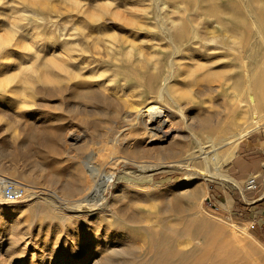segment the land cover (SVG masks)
Returning <instances> with one entry per match:
<instances>
[{"label": "rangeland", "instance_id": "374dc122", "mask_svg": "<svg viewBox=\"0 0 264 264\" xmlns=\"http://www.w3.org/2000/svg\"><path fill=\"white\" fill-rule=\"evenodd\" d=\"M175 4L179 10L167 11ZM159 11L153 0H0V174L36 192L2 204L3 220L25 228L26 242H18L27 243L23 256L12 264H36L38 253L64 264H101L107 255L111 264H264V244L225 208L224 195L236 185L224 180L229 160L221 159L218 178L173 167L196 144L193 134L202 142L209 130L226 136L235 93L221 84L236 75L238 61L231 71L219 70L226 58L211 61L209 49L204 55L185 41L195 48L178 53L183 59L169 76L171 46L161 38L157 15L175 20L186 36L195 33L196 43L211 35L201 28V0H166ZM217 32L208 45H218L220 54L229 40L263 45L254 28ZM64 42L71 58L66 73L54 66ZM151 76L170 77L185 113L173 123L187 137L173 140L177 152L163 159L148 149L167 141L146 144L134 128L125 127L122 144L114 140L125 124V103L120 107L114 96L128 94L139 106L157 101L147 86ZM58 85L70 88L61 94ZM206 114L217 129L201 126ZM256 129L264 130V116ZM230 139L215 140V147L228 155L236 144ZM85 160L129 175L110 183L97 209L71 212L88 175ZM145 161L157 168L140 171L136 163ZM181 251L191 254L179 259Z\"/></svg>", "mask_w": 264, "mask_h": 264}, {"label": "bare ground", "instance_id": "6f19581e", "mask_svg": "<svg viewBox=\"0 0 264 264\" xmlns=\"http://www.w3.org/2000/svg\"><path fill=\"white\" fill-rule=\"evenodd\" d=\"M166 0H153L156 6L157 14H160L159 9L164 6ZM168 3V2H166ZM174 3V2H173ZM195 8L198 6L194 5ZM188 7L185 6L184 9ZM179 10V4H175L173 7H168L167 11ZM168 13V12H166ZM201 28L203 33H209L211 37L218 35L217 30L220 31H233L234 28L249 29L254 28L258 35L262 38L263 45L248 46L236 44L233 40L227 42L228 46L222 54L218 45L210 47L208 44L215 42L211 37L204 42L196 43V34L193 33L190 36H186L184 31L177 25L175 20L165 22L159 15H157L158 31L160 32L162 40L166 41L170 46L171 50L168 56V67L170 68V75L174 69L173 65L183 57H178V53L185 48H189L192 51L195 46L184 44L183 42L194 43L197 47H201L202 54H207V49L212 56L211 61H215L219 58V55L226 58L227 63L225 67H221L223 71H231L233 69L232 60L238 61V70L236 75L232 78H225L223 88H230L234 92L235 96L231 99L230 110L226 115L227 127L226 136L218 137L213 135L212 130L205 133L206 141L202 142L194 134L192 135L195 145L191 146L190 149L185 153L183 160L173 164V167L187 170L191 168L194 171L200 172L203 175L211 177H220L218 167L221 159H229L232 154L222 153L220 149L215 147V140H222L225 138H231L232 144L245 133L247 128L254 125L253 129L257 128L260 123V119L264 116V0H201ZM17 28L22 29L21 26H25L21 20L18 19L15 24ZM182 27V26H181ZM201 31V32H202ZM217 32V33H216ZM62 37V34H60ZM65 50L58 53V62L55 63V68L64 73L67 72V67L70 64L68 54V48L66 42ZM10 47V43H7L5 49ZM3 49V50H5ZM9 51L7 50V53ZM11 54V53H10ZM193 55V54H192ZM4 57V56H3ZM2 57V58H3ZM7 59L11 58V55L6 54ZM3 63V64H2ZM202 63V60H201ZM4 65V62H1ZM1 66V65H0ZM2 67V66H1ZM218 70V71H219ZM1 71V69H0ZM74 72V70H73ZM78 73V72H77ZM100 75V73L98 74ZM165 76L161 80L156 76H151L147 82L149 90L155 92L157 101L149 102L146 105L139 106L137 101L132 99V96L126 94L125 97L120 98V95L114 96L113 100H117V103L121 107L125 103V109L122 112V120L125 122L123 129H121L114 140H118V144H122L121 140H126L128 130L134 128V136H138L146 144L152 142L167 141V145H158L150 147L148 149L154 152V156L160 159L170 156L177 152L178 142L173 140H182L187 136L180 132L178 125H175L174 119L179 116L185 119V113L182 105L177 101L174 83H170V77ZM103 87H107V83L99 82ZM76 85V83H74ZM225 85V86H224ZM220 86V87H221ZM4 88V87H3ZM67 86L58 85L57 91L62 94L66 91ZM93 92V90H89ZM248 122L243 128H240V124ZM217 122V120H216ZM215 122L213 124L212 114H206L201 117V126L206 129H217L218 125ZM127 127V129L125 128ZM238 128V129H237ZM235 129H237L235 131ZM252 129V130H253ZM127 130V131H126ZM126 131V132H125ZM177 141V140H176ZM208 144H206V143ZM116 145H113V148ZM117 148V147H116ZM140 149H136L138 151ZM147 151V150H146ZM112 153V152H111ZM110 158H113V156ZM104 163H95L89 160H85L84 165L88 170V175L83 176L84 180L80 188L77 189L80 192V196L76 198L75 203L67 204L70 205L68 210L71 212H81L86 210L97 209L98 205L103 204L104 196L109 187L110 183L114 180L127 177L129 174L127 171L121 169L118 171L112 170L107 171L103 167ZM136 167L142 172L155 170L156 164L149 161L136 163ZM150 179V177L148 178ZM27 187V194H36L35 190L30 185ZM115 197L120 196V193L114 194ZM60 199V196H56ZM100 201V202H98ZM0 199V264H12L14 260H20L23 256V250L25 244L19 247L18 242H26L23 239L25 234V228L18 226L17 224H9L6 220H3V213L8 211L2 207ZM63 204V203H62ZM3 217V218H2ZM13 223V222H12ZM8 235V237H6ZM251 236V235H250ZM252 237V236H251ZM2 242H6L5 246H1ZM82 242V240H80ZM114 251V249L112 250ZM191 253L189 251H181L179 259H184ZM33 257L36 258V264H64L63 262L58 263L53 257H45L42 253L35 254ZM46 258V259H45ZM180 262H182L180 260ZM198 262V261H195ZM101 264H111L109 255L105 256V260Z\"/></svg>", "mask_w": 264, "mask_h": 264}, {"label": "crops", "instance_id": "0c3cea01", "mask_svg": "<svg viewBox=\"0 0 264 264\" xmlns=\"http://www.w3.org/2000/svg\"><path fill=\"white\" fill-rule=\"evenodd\" d=\"M228 160L230 178L226 176L224 180L235 181L236 185L224 195L225 208L264 244V130L241 136ZM249 178L254 179V187L247 189L244 184Z\"/></svg>", "mask_w": 264, "mask_h": 264}, {"label": "built area", "instance_id": "2783aa9c", "mask_svg": "<svg viewBox=\"0 0 264 264\" xmlns=\"http://www.w3.org/2000/svg\"><path fill=\"white\" fill-rule=\"evenodd\" d=\"M26 184L18 179L0 174V199L4 205L21 202L26 196ZM245 188L254 187V179L249 178L244 184Z\"/></svg>", "mask_w": 264, "mask_h": 264}]
</instances>
